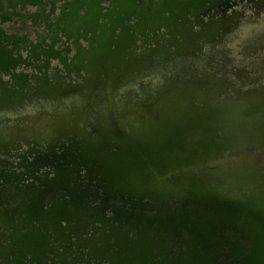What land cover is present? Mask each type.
I'll list each match as a JSON object with an SVG mask.
<instances>
[{"label": "flooded vegetation", "instance_id": "af4514ba", "mask_svg": "<svg viewBox=\"0 0 264 264\" xmlns=\"http://www.w3.org/2000/svg\"><path fill=\"white\" fill-rule=\"evenodd\" d=\"M34 1L0 11L23 20L0 37L27 51L13 56L16 79L0 81L11 97L0 164L20 188L0 205V252L22 248L2 264H186L187 219L204 205L186 204V190L219 185L212 175L235 158L264 172V0ZM248 91L260 145L202 150L221 136L218 108ZM32 201L40 223L23 214ZM164 229L177 243L157 241L152 257Z\"/></svg>", "mask_w": 264, "mask_h": 264}, {"label": "water", "instance_id": "95a60500", "mask_svg": "<svg viewBox=\"0 0 264 264\" xmlns=\"http://www.w3.org/2000/svg\"><path fill=\"white\" fill-rule=\"evenodd\" d=\"M35 5L34 0H0V11L5 9H27L28 6ZM14 21L12 22V19L5 20L0 15L1 28L3 23L18 24V21L21 23L23 20ZM27 22L34 23L33 16H28ZM26 52V49H20L15 43L11 44L7 38L4 40L0 37V81L10 82L16 79L17 66L13 63V56L15 54L23 55ZM2 82H0V90H2V94H0V114L4 111L1 107L11 101L9 93L6 92L7 88L2 85ZM18 84L20 83L18 82ZM34 94H23L22 98ZM22 98L21 100H24ZM258 98V93L248 91L231 101L230 105L227 104L218 108L217 125L221 136L218 135L214 148L213 143L204 142L205 148L202 150L210 152V145H212V151H216L220 157L222 153L228 150L243 151L249 146L257 147L260 145L255 131L257 123H259L256 119L259 113ZM246 113L252 116L248 118ZM16 142L17 140L12 139L10 145ZM26 143H29V141L27 140ZM227 169H230L228 173L222 172ZM212 176L216 178L219 185L212 188L201 186L198 189L189 188L186 190V204L190 201L192 204L200 202L204 205L199 206V210L195 213L189 214L187 219L193 228L189 232V238L186 239L189 251L185 263L217 264L221 257H225L229 260V264H264V172L261 169H249L242 163L241 158H235L228 163H220L218 173ZM6 183H10V180H7L2 174L0 164V205L9 201L15 204L20 194V188L17 187L18 183L15 185L10 183V189H13V191H9L5 187ZM20 205V203L19 206L15 205V211H21ZM30 205L29 209L22 210V212L24 211L23 214L27 215L25 218L33 223H40L38 219L40 216L38 215H41L42 205L37 206L34 201ZM195 216L197 217L196 220H194ZM1 222L0 220V234L5 232L4 228L1 227ZM65 222H68L66 218L58 216L56 223L63 225ZM49 223L53 222L49 221ZM174 227L173 229H176L178 226ZM153 231L157 233L159 229L155 228ZM164 231L166 235H161L158 239H152L146 250L151 252L157 246V241H161V245L167 244L170 240L177 241L173 234L168 233V229H164ZM178 233L176 229L175 235L177 236ZM3 239L4 237L0 235V249L2 248ZM17 242L16 240L13 243L17 244ZM20 249L22 248L18 247L8 255L3 251L0 252V264L4 262V257L16 262L17 259L13 257L16 254L20 255L18 254ZM28 255L27 252V257ZM150 255L153 257L152 252ZM150 262L156 264V261L152 259ZM160 262V264H179L182 261H173L167 255ZM131 263L146 264L147 262L145 260L141 261L139 255L136 254Z\"/></svg>", "mask_w": 264, "mask_h": 264}]
</instances>
